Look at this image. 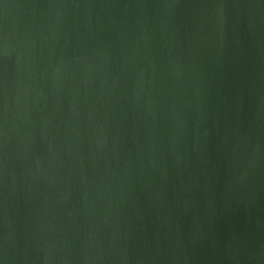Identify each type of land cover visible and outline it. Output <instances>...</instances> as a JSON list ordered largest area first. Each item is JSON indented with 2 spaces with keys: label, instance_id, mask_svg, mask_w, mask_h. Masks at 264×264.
<instances>
[{
  "label": "water",
  "instance_id": "water-1",
  "mask_svg": "<svg viewBox=\"0 0 264 264\" xmlns=\"http://www.w3.org/2000/svg\"><path fill=\"white\" fill-rule=\"evenodd\" d=\"M0 264H264V0H0Z\"/></svg>",
  "mask_w": 264,
  "mask_h": 264
}]
</instances>
